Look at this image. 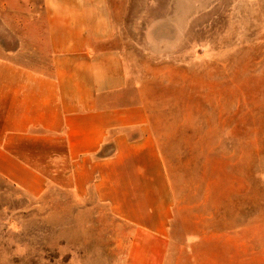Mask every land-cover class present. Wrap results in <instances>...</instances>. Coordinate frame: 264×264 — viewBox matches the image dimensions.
I'll return each mask as SVG.
<instances>
[{
    "label": "rangeland",
    "instance_id": "1",
    "mask_svg": "<svg viewBox=\"0 0 264 264\" xmlns=\"http://www.w3.org/2000/svg\"><path fill=\"white\" fill-rule=\"evenodd\" d=\"M58 1L0 0V56L35 65L65 8L109 33L170 180L164 264H264V0ZM52 161L39 196L0 177V264H126L129 225Z\"/></svg>",
    "mask_w": 264,
    "mask_h": 264
},
{
    "label": "crops",
    "instance_id": "2",
    "mask_svg": "<svg viewBox=\"0 0 264 264\" xmlns=\"http://www.w3.org/2000/svg\"><path fill=\"white\" fill-rule=\"evenodd\" d=\"M66 9L51 15L47 48L44 38L32 48L35 65L0 56V177L39 196L42 167L51 159L65 165L56 181L80 197L92 190L131 228L126 264H164L174 202L149 115L125 101L128 83L109 33Z\"/></svg>",
    "mask_w": 264,
    "mask_h": 264
}]
</instances>
